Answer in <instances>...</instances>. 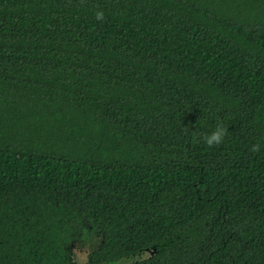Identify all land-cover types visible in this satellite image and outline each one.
Instances as JSON below:
<instances>
[{
	"label": "trees",
	"instance_id": "trees-1",
	"mask_svg": "<svg viewBox=\"0 0 264 264\" xmlns=\"http://www.w3.org/2000/svg\"><path fill=\"white\" fill-rule=\"evenodd\" d=\"M121 258L264 264V0H0V264Z\"/></svg>",
	"mask_w": 264,
	"mask_h": 264
},
{
	"label": "clouds",
	"instance_id": "clouds-1",
	"mask_svg": "<svg viewBox=\"0 0 264 264\" xmlns=\"http://www.w3.org/2000/svg\"><path fill=\"white\" fill-rule=\"evenodd\" d=\"M95 17L97 20H102L104 18V13L102 11H97L95 13ZM223 137H224V130L218 127L215 132H213L211 135H208L205 138V142L211 146L213 144L220 143ZM84 259H85L84 256L77 254L76 256L77 261H83ZM122 261H123V258H121L120 261H116V264H121ZM124 264H132L131 259L124 262Z\"/></svg>",
	"mask_w": 264,
	"mask_h": 264
},
{
	"label": "rangeland",
	"instance_id": "rangeland-1",
	"mask_svg": "<svg viewBox=\"0 0 264 264\" xmlns=\"http://www.w3.org/2000/svg\"><path fill=\"white\" fill-rule=\"evenodd\" d=\"M94 243H95L94 241L92 242L88 239V240L81 241L74 246L73 256H74L75 260H76L77 254L85 257V259L83 261H77L76 260L78 263H84L86 261L88 251L94 246ZM124 262H126V261H124ZM124 262H121V264H124ZM114 264H116V263H114Z\"/></svg>",
	"mask_w": 264,
	"mask_h": 264
}]
</instances>
